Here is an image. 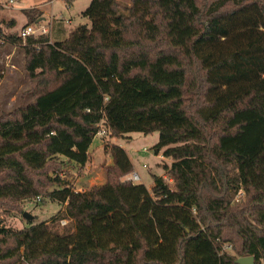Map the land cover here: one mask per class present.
<instances>
[{
	"label": "trees",
	"instance_id": "16d2710c",
	"mask_svg": "<svg viewBox=\"0 0 264 264\" xmlns=\"http://www.w3.org/2000/svg\"><path fill=\"white\" fill-rule=\"evenodd\" d=\"M23 11L25 25L43 15ZM83 14L91 26L54 18L24 40L0 20L34 94L0 115V264H264V0H91ZM101 128L159 131L171 180L123 179L135 166L116 143L102 184L50 174L62 156L84 168ZM37 196L64 207L10 229Z\"/></svg>",
	"mask_w": 264,
	"mask_h": 264
},
{
	"label": "rangeland",
	"instance_id": "374dc122",
	"mask_svg": "<svg viewBox=\"0 0 264 264\" xmlns=\"http://www.w3.org/2000/svg\"><path fill=\"white\" fill-rule=\"evenodd\" d=\"M8 1L0 0L3 6L0 11V20H3V30L7 34L18 33L19 29L27 22L23 9L37 5H41L44 10L42 15L44 19H40L44 23L50 22L55 16L58 19H63L68 31L81 24L91 26V20L83 14L91 0H75L72 4H67L64 0H15L11 4H8ZM32 88L33 77L26 68L24 46L12 40H6L0 46V115L15 111L20 106L30 103L34 98ZM158 139L159 131L151 133L130 131L125 136H112L110 134L100 136L96 134L89 149L88 162L84 168H80L62 156L60 158L65 160L64 165L61 168L51 170L50 174L53 177H60L73 185L76 190L82 187L85 191L92 186L102 184L106 181L107 166L113 163L110 146L116 143L125 148L131 157L135 170L141 175V180L137 182L150 188L154 183L153 174L163 175L166 180H171L164 170V165L170 164L173 158L154 152L153 146ZM127 175L123 176V179ZM56 187L58 186L53 185L51 188ZM238 198L237 195L235 200L237 201ZM21 207L23 209L21 213L6 215L5 223L12 230L22 229L28 226L30 222L37 223L51 219L58 210L64 207V204L52 199L43 201L42 196H37L34 199L23 201ZM24 211L32 214L33 218L27 219L23 215ZM63 226L61 222L60 227ZM225 246L232 251L230 243L225 244Z\"/></svg>",
	"mask_w": 264,
	"mask_h": 264
},
{
	"label": "built area",
	"instance_id": "2783aa9c",
	"mask_svg": "<svg viewBox=\"0 0 264 264\" xmlns=\"http://www.w3.org/2000/svg\"><path fill=\"white\" fill-rule=\"evenodd\" d=\"M14 1L15 0H9L7 3L11 4V3H14ZM50 28H51V21L48 23H44L40 21L37 24L24 25L23 27L19 29L18 34L23 39H26V37L31 34H34V35L48 34L50 32ZM105 133L106 131L104 128L99 129L97 132V134H99L100 136L105 135ZM125 179L131 180L132 182H137L141 180V175L137 171H134L132 173H129ZM77 191H83V188L80 187ZM61 222L64 224L67 222V220L63 219Z\"/></svg>",
	"mask_w": 264,
	"mask_h": 264
},
{
	"label": "water",
	"instance_id": "95a60500",
	"mask_svg": "<svg viewBox=\"0 0 264 264\" xmlns=\"http://www.w3.org/2000/svg\"><path fill=\"white\" fill-rule=\"evenodd\" d=\"M23 215L27 219H32L33 215L30 214L28 211H24ZM237 264H255V258L253 255H245V256H240L236 259Z\"/></svg>",
	"mask_w": 264,
	"mask_h": 264
},
{
	"label": "crops",
	"instance_id": "0c3cea01",
	"mask_svg": "<svg viewBox=\"0 0 264 264\" xmlns=\"http://www.w3.org/2000/svg\"><path fill=\"white\" fill-rule=\"evenodd\" d=\"M39 8H41L42 9V7H41V5H37ZM42 11H43V13H44V10L42 9ZM54 18H57V17H53L52 18V20L54 19ZM41 20H43L44 19V17L43 16H41V18H40ZM52 20H51V22H52ZM130 157V156H129ZM130 159H131V157H130ZM136 171V170H135Z\"/></svg>",
	"mask_w": 264,
	"mask_h": 264
}]
</instances>
